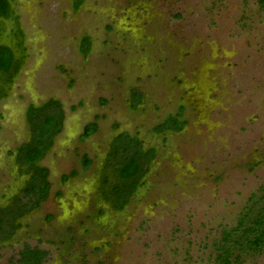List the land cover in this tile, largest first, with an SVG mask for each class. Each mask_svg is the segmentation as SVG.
Masks as SVG:
<instances>
[{
    "label": "rangeland",
    "instance_id": "374dc122",
    "mask_svg": "<svg viewBox=\"0 0 264 264\" xmlns=\"http://www.w3.org/2000/svg\"><path fill=\"white\" fill-rule=\"evenodd\" d=\"M9 2L11 15H0V43L15 44L20 63L14 78L0 76V205L24 182L14 153L30 136L26 108L54 98L64 129L41 166L52 193L63 196L24 218V226L55 213L49 232L88 228L89 245L103 249L86 264H221L223 243L233 247L230 264H264V248L248 252L222 240L224 230L264 203L259 1ZM15 15L20 41L12 37L19 31ZM170 118L180 126L163 128ZM95 119L96 133L79 141ZM85 153L92 165L62 185V173L81 170ZM135 155L143 173L118 205L111 196L130 181L120 179L116 165ZM29 230L1 245L0 264L15 262L22 244L14 243Z\"/></svg>",
    "mask_w": 264,
    "mask_h": 264
},
{
    "label": "flooded vegetation",
    "instance_id": "af4514ba",
    "mask_svg": "<svg viewBox=\"0 0 264 264\" xmlns=\"http://www.w3.org/2000/svg\"><path fill=\"white\" fill-rule=\"evenodd\" d=\"M9 2V0H8ZM11 4L9 2V13L6 16L11 15ZM3 16V15H1ZM17 17L16 22L19 26V33L16 31L15 34L12 35V37H17L16 41L18 40L19 36L21 37L22 29L20 27L19 21H18V15H15ZM21 39V38H20ZM14 40V39H13ZM22 46H24L23 38H22ZM0 45H5L9 47L13 54V67L11 70L6 74H0L1 77H4V79H12L13 73H16L19 66V59L17 52L14 50L16 49L15 44L9 45L6 43H0ZM89 46L90 42L88 43L87 52H85L86 57L88 56L89 52ZM16 77V75H15ZM2 94L0 96V99L3 96V90ZM134 91L136 93L141 94V97L139 100H135L134 98ZM6 95H4L5 97ZM132 98L134 101H140L142 98V93L137 89L132 90ZM136 106V104H135ZM31 109H40L41 111L44 110L45 112H51L53 115L56 116V119L53 122V127L51 129V132L46 138L47 141H50L48 147L43 152L42 156L34 162V166L30 167L28 164L23 163L22 160L19 159V155H23V148L26 147L27 144H30L33 140V132L31 129V124L29 121L28 116V110ZM25 115L28 118L29 121V127H30V136L29 138L20 143L16 150H15V157L17 160V167H18V173L21 175V177L24 179V182H22L21 185L17 187V189L12 192V194L9 195L6 203L0 205V247L1 245H6L7 243L13 244L14 239H16V236L19 235V232L22 230V228L32 229V231L26 232L25 238L22 240H19L18 243L14 244H22L20 245V248L18 249V257L16 260H14V263L10 264H22L20 262V252L24 250L26 245H29V242L27 239L33 238V240H36L34 245H29L30 249H40L43 251H46V255L43 258V261L41 264H51L53 261L54 264H86V262H89L90 256H96L99 258V256L102 254V249L98 244H95L94 246H90L87 236H84L88 234L89 229L85 228L86 230L84 232L75 231L73 227L68 228L66 230L65 234L63 235V232H58L56 229L54 232L47 231V226L50 222L54 221L56 219L55 213H50L43 217L42 224H32L27 221L26 225L24 226V218L31 215L33 212L43 209L45 207V204H47L48 201L56 200L58 203L61 201L60 198L63 196V191L60 190L58 192H53V187L51 182L49 181V171L46 167L41 166V162L44 160L46 155L54 148L56 139L59 136L61 132H63L64 129V112L63 108L57 100L54 98L48 99L43 105L36 106V105H29L26 108ZM175 123H179L177 119H175ZM175 123L172 121H166L165 124L162 125L163 128H170V124ZM180 124V123H179ZM95 126V129L91 132L87 131L88 127ZM97 131V122L96 119L93 121H89L86 123L82 129L79 132V141L85 142L88 139H90ZM124 134H120L117 139L120 140L123 137ZM129 137L127 136V138ZM137 142L136 139L131 140L130 142L135 143ZM116 144V143H115ZM132 146V144H131ZM13 155V152L11 153ZM112 155V154H111ZM88 160L87 164L85 161ZM128 160V159H127ZM126 160V161H127ZM125 161V162H126ZM139 161V158H138ZM80 165H82L81 170L79 168H76L74 170H71L69 173L65 171V173H62L60 176V182L62 185H65L68 180L73 179L74 177H78L84 170L88 169L92 163L93 158L90 157L87 153L83 154L81 157V162H79ZM124 163H117V170H120V167ZM140 167L139 171L133 175L130 178L123 179L120 176V179L122 181H130L128 186L123 187V189L117 188L115 190V193L112 194V199L117 203L120 202L125 204L127 196L130 195V192L132 189H135L137 187L138 183V177L143 173L142 170V164L139 162ZM68 173V174H67ZM80 173V174H79ZM120 175V173H119ZM105 193H108V189L104 191ZM108 195V194H107ZM52 198V199H51ZM118 204V203H117ZM120 205V204H118ZM90 215L86 217V220L90 219ZM83 221L82 224L85 225V221ZM48 234V235H47ZM50 234V235H49ZM27 236V239H26ZM89 237V235H88ZM26 239V240H25ZM25 240V241H24ZM94 240V239H93ZM97 243V242H94ZM46 244L48 246L41 247L40 245ZM45 246V245H44ZM97 261V260H96Z\"/></svg>",
    "mask_w": 264,
    "mask_h": 264
},
{
    "label": "trees",
    "instance_id": "16d2710c",
    "mask_svg": "<svg viewBox=\"0 0 264 264\" xmlns=\"http://www.w3.org/2000/svg\"><path fill=\"white\" fill-rule=\"evenodd\" d=\"M260 5L264 9V0H258ZM80 0H76V5H78ZM9 13V2L8 0H0V15L6 16ZM88 38H84L82 41V50L87 52ZM13 67V54L9 47L5 45H0V74L8 73ZM2 91L0 90V96ZM141 94L134 91L135 100H139ZM29 121L31 124V129L33 132L34 140L27 144L23 148V155H19V159L23 163L28 164L30 167L34 166V162L37 161L48 147L50 141H47L51 129L53 127V122L56 116L50 111L45 112L40 109L28 110ZM169 122H176L174 118H170ZM167 121V122H168ZM175 126H180L179 123H175ZM95 129V126L88 127L87 131L91 132ZM49 139V138H48ZM88 160L85 161L87 164ZM139 161L138 157L135 155L128 159L119 170L120 176L123 179H127L135 175L139 171ZM264 195L260 198L262 200ZM252 211V208H249ZM223 241H231L239 249L248 252H260L264 248V203L259 206L254 215L250 212H246L242 215L238 224L230 228L229 230L223 231ZM220 251L217 255V259L220 260L221 264H230V256L233 253V247L225 246L224 243L220 246ZM46 251L40 249H30L29 245H26L24 250L20 252L21 258L20 262L22 264H41L43 258L46 255ZM238 258V255L235 256Z\"/></svg>",
    "mask_w": 264,
    "mask_h": 264
}]
</instances>
